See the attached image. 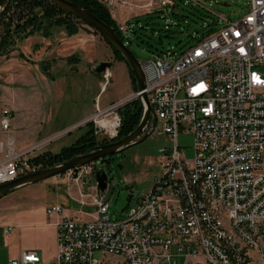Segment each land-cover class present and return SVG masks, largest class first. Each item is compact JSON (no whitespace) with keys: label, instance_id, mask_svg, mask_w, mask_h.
I'll use <instances>...</instances> for the list:
<instances>
[{"label":"built area","instance_id":"2783aa9c","mask_svg":"<svg viewBox=\"0 0 264 264\" xmlns=\"http://www.w3.org/2000/svg\"><path fill=\"white\" fill-rule=\"evenodd\" d=\"M95 1L125 37L131 19L119 22V9L176 6L174 0L138 6L130 0ZM248 6L237 21L221 17L220 30L198 37L180 56L168 52L140 63L144 92L157 123L164 125L162 134L174 145L160 150L163 175L130 215L112 219L106 196L98 199L94 186L97 213L75 212L92 215L90 220L68 214L60 204L46 209L56 227L52 259L23 251L8 264H264V0H250ZM141 94L97 107L87 123L98 141L118 138L119 110L136 99L143 104ZM11 117L10 110L3 111L6 135ZM181 132L193 137L192 159L178 143ZM153 133L160 135L156 127ZM49 142L19 149L8 137L0 186L41 170L33 160ZM138 217H145V226H128L129 218ZM96 252L108 258L97 259Z\"/></svg>","mask_w":264,"mask_h":264},{"label":"rangeland","instance_id":"374dc122","mask_svg":"<svg viewBox=\"0 0 264 264\" xmlns=\"http://www.w3.org/2000/svg\"><path fill=\"white\" fill-rule=\"evenodd\" d=\"M130 1L138 6L149 0ZM174 1V8L163 10L153 8L147 11L137 7L129 10L127 6L117 11L119 22L132 20L130 35L123 36L127 45L131 43L128 47L140 63L155 60L168 52L180 56L195 47L199 38L220 30L224 23L221 17L237 21L247 14L250 0ZM136 17L139 18L135 20ZM52 31L58 38L66 37L63 27H55ZM70 38H66L67 42L59 47H53L56 57L74 55L79 60L72 66L64 63L65 60H59L55 66L58 67L55 75L59 79L47 77L34 65L37 64L35 59H41L43 54V51L35 52V45L32 47L34 43L45 39L41 33L25 42L22 48L19 43L17 50L8 53L10 56L0 55V147L6 138L1 128L3 111L6 109L13 111L10 119L11 135L33 143L36 141L37 145L50 140L38 152L41 156L47 152L58 154L63 148L72 146L87 131V120L93 114L82 119L95 110V105L96 110L98 106L107 108L132 95V90L127 87V82L131 81L129 70L127 74L120 72L118 63L122 62L116 60L112 47L96 31L83 23L77 37ZM53 48L51 46L48 52H52ZM22 52L25 53L24 57L20 54ZM104 61L117 63L105 74H95L93 68ZM123 65L126 64L123 62ZM17 66L24 68L21 71ZM106 75H109L108 79ZM100 85L105 87L103 92ZM9 98L15 99L14 106L7 105L6 99ZM108 99L115 103L102 107L103 100L105 102ZM163 128L164 125L158 121L156 131L160 135L153 133L141 144L131 146L117 155V164L114 162V166L105 168L107 171L111 168L108 171L110 180L105 201L109 203L112 219L128 217L141 196L151 189L155 179L163 175L160 150L174 145L167 135L162 134ZM60 131L65 132L54 135ZM103 141L97 140L99 145H104ZM178 143L186 158L192 159V135L181 132ZM101 164L100 160L85 166L87 171L81 175L79 173L78 179H73L69 172L2 196L0 264H8L21 251L36 252L46 260L52 259L56 254L54 229L43 222L52 223L55 219L47 218L46 208L60 204L71 215L76 211L95 215L97 208L91 187L96 186L94 166L101 169ZM131 196L132 202L128 203ZM79 217L82 220L93 218L85 214ZM9 226L10 230L7 231L6 227ZM94 256L102 260L108 258L101 252H96Z\"/></svg>","mask_w":264,"mask_h":264},{"label":"trees","instance_id":"16d2710c","mask_svg":"<svg viewBox=\"0 0 264 264\" xmlns=\"http://www.w3.org/2000/svg\"><path fill=\"white\" fill-rule=\"evenodd\" d=\"M69 1L91 11L120 37H123L117 28V23L112 19L110 13L103 5L95 0ZM139 17L134 19L137 20ZM131 21L128 22L130 26H132ZM82 24V22L63 10H60L48 0H10L6 11L0 18V55L10 56L8 53L17 50L19 43L40 33L44 38H50L52 36V30L55 27H63L69 37L75 36L80 32V25ZM35 49L38 50L37 45ZM112 50L116 60L124 62L127 65L134 91L137 92L136 80L129 64L114 48ZM20 54L22 57L25 56L23 52ZM78 60L74 55L68 58L69 63H75ZM51 66L52 63L49 61H43L41 63L42 72L47 77L54 79L50 71ZM143 111L144 108L140 99L127 103L119 110L122 118V126L116 140L129 135L139 126ZM102 143L108 144L110 142L103 141ZM98 145L99 143L93 135L92 125L87 124V131L72 146L63 148L58 154L51 152L44 153L35 158L33 163L40 166V169L48 168L89 153Z\"/></svg>","mask_w":264,"mask_h":264},{"label":"water","instance_id":"95a60500","mask_svg":"<svg viewBox=\"0 0 264 264\" xmlns=\"http://www.w3.org/2000/svg\"><path fill=\"white\" fill-rule=\"evenodd\" d=\"M10 0H0V18L6 11ZM53 5L57 6L67 14L83 22L94 31H96L112 48H114L129 64L134 78L136 80L137 93H142L143 101V116L139 126L129 135L113 141L108 144L98 145L89 153L74 157L68 161L59 163L57 165L41 169L37 172L23 176L9 184L0 186V197L13 192L14 190L29 185H34L48 179L71 172L73 179H78L79 173L83 167L95 164L97 161L106 157L120 154L130 148L131 146L141 144L147 140L152 134L157 125V118L151 108L148 95L144 92L146 89L145 77L140 65V62L130 50L128 45L124 42L123 37H120L112 28L106 23L97 18L91 11L82 8L69 0H48ZM126 44V45H125ZM114 66L113 62L104 61L93 68L95 74H105ZM95 177V184L97 188L98 199L105 196L108 189V175L102 170L93 173ZM133 196L129 198L128 203L132 202Z\"/></svg>","mask_w":264,"mask_h":264},{"label":"crops","instance_id":"0c3cea01","mask_svg":"<svg viewBox=\"0 0 264 264\" xmlns=\"http://www.w3.org/2000/svg\"><path fill=\"white\" fill-rule=\"evenodd\" d=\"M66 32V31H65ZM58 34H60V33H58ZM69 36L67 35V33H66V37L64 38V39H62V38H58V37H56L55 36V33H54V31H52V36L50 37V38H45L44 40H42V41H39V42H36V43H34L33 45H32V47L35 45H37V47H38V50H36V49H34L35 50V52L37 53V52H42L43 51V54H42V57H41V59H35V63H37V64H34V65H36V67L39 69V71H41L42 69H41V63L43 62V61H49V62H51L52 63V66H51V70H52V72H51V74L53 75V76H55V78H57L56 77V75H55V70L58 68V67H55L58 63H59V60H65V61H63L64 63L66 62V64H69V65H71L72 66V63H69L68 62V58L71 56H67V57H56V52H55V50H54V48L53 47H55V46H60V44H63V42H67V39L66 38H68ZM77 37V35H75V36H72L71 38H70V40H72V39H75ZM33 38V37H32ZM31 38H29L28 40H30ZM28 40H25L24 42H22V43H20L21 44V47L20 48H22L23 47V44H25V42H27ZM51 46H52V48H53V51L52 52H48V50L51 48ZM41 50V51H40ZM24 53V52H23ZM25 54V53H24ZM52 57V58H51ZM9 61H7V63H8ZM53 63H54V65H53ZM117 63V62H116ZM115 63V64H116ZM114 64V65H115ZM39 65V66H38ZM118 65L120 66L119 67V70H120V72H122V73H124V74H127L126 73V71L127 70H129L128 69V67H127V65H123V62L120 64V63H118ZM21 71L23 70V68H24V66H20V67H22V69L19 67V66H17ZM8 69V68H7ZM41 69V70H40ZM70 69V68H69ZM130 74V73H129ZM66 77V76H65ZM54 78V79H55ZM57 79H59V78H57ZM101 86V85H100ZM127 87L128 88H130L131 90H132V95L135 93V91H134V86H133V83H132V80L131 81H129V83L127 82ZM101 88H102V92L104 91V89H105V87L102 85L101 86ZM131 96V95H130ZM129 96V97H130ZM128 98V97H127ZM123 99H125V98H123ZM120 100H122V99H120ZM120 100H118V101H120ZM6 101H7V105H15V99H11V98H9V99H6ZM117 102V101H116ZM112 103H115V102H111L110 101V99H108L107 101H105L104 102V100H103V105H102V107H105L104 105H106V106H109L110 104H112ZM101 105V104H100ZM101 107V106H100ZM15 108V107H14ZM13 110V109H12ZM95 111H96V105H95V110H93L92 112H89V113H87L86 114V116L82 119V120H85V119H87L88 117H90L92 114H94L95 113ZM13 112V111H12ZM16 125H17V123H16ZM69 129V127L65 130V131H67ZM65 131H60V132H58L57 134H54V135H58V134H60V133H62V132H65ZM5 134V133H4ZM12 138L14 141H15V144H16V146L19 148V149H26V148H29V147H32V146H34V145H37V142L35 141L34 143H33V141H25L24 139H19V138H17V137H15V136H13V135H11L10 133H8V135H6V138L2 141V143H1V147H0V158H2V156H3V154H4V152H5V146H6V140H7V138ZM81 137V136H80ZM79 137V138H80ZM78 138V139H79ZM55 205H57V204H55ZM52 206V205H51ZM49 207V206H48ZM47 207V208H48ZM46 208V209H47ZM68 214H69V212H68ZM74 216H80V214L79 213H74L73 214ZM48 218V217H47ZM48 219H50V218H48ZM43 224H45V225H48V226H51L53 229H54V237H55V242H56V244H57V241H56V227H55V225H54V223L52 222V223H45V221L43 222ZM6 229H7V231L8 230H10V226L9 227H6ZM5 232H6V230H5ZM7 234V233H6ZM8 236V235H7ZM23 251H21V253H22ZM20 253V254H21ZM19 254V255H20ZM18 257V256H17ZM54 257V256H53ZM16 258V257H15ZM47 260H50V259H47Z\"/></svg>","mask_w":264,"mask_h":264},{"label":"flooded vegetation","instance_id":"af4514ba","mask_svg":"<svg viewBox=\"0 0 264 264\" xmlns=\"http://www.w3.org/2000/svg\"><path fill=\"white\" fill-rule=\"evenodd\" d=\"M117 155L118 154H116V155H113V156H109V157H106V158H104V159H102L101 160V165H102V168L101 169H98L97 167H96V165L94 166V170L95 171H98V170H102V171H104V172H106L107 173V175H108V178H109V180H110V173L108 172L109 170H111V168L107 171L105 168L106 167H110V166H114V162H116V164L118 163L117 162V160H116V157H117ZM100 161V160H99ZM115 164V165H116ZM109 180H108V184H109ZM96 185V184H95ZM94 186H92L91 188H93ZM93 190V189H92ZM108 190V189H107Z\"/></svg>","mask_w":264,"mask_h":264},{"label":"bare ground","instance_id":"6f19581e","mask_svg":"<svg viewBox=\"0 0 264 264\" xmlns=\"http://www.w3.org/2000/svg\"><path fill=\"white\" fill-rule=\"evenodd\" d=\"M124 35V29H118ZM128 226H145V217L129 218Z\"/></svg>","mask_w":264,"mask_h":264}]
</instances>
